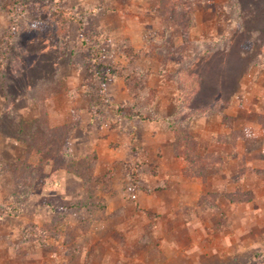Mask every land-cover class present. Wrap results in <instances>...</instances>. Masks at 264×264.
I'll return each mask as SVG.
<instances>
[{
	"label": "rangeland",
	"instance_id": "obj_1",
	"mask_svg": "<svg viewBox=\"0 0 264 264\" xmlns=\"http://www.w3.org/2000/svg\"><path fill=\"white\" fill-rule=\"evenodd\" d=\"M13 2L0 0V58L14 22L24 54L14 48L0 73V264H263L264 0H241L243 28L233 0H197L176 12L184 23L172 20L173 0H63L83 29L51 0L20 14ZM223 38L229 52L205 50ZM97 45L120 72H96ZM184 86L199 87L194 100ZM134 94L150 119L121 111ZM186 100L197 109L177 124L195 141L188 162L167 123ZM45 121L66 129L72 169L34 146Z\"/></svg>",
	"mask_w": 264,
	"mask_h": 264
},
{
	"label": "trees",
	"instance_id": "obj_2",
	"mask_svg": "<svg viewBox=\"0 0 264 264\" xmlns=\"http://www.w3.org/2000/svg\"><path fill=\"white\" fill-rule=\"evenodd\" d=\"M62 1L63 0H51V4H50V8L52 9V11L54 12V14H56L59 18H61L62 20L66 21H75V22H79L81 25V29H83V26H85V19H83V17H78L73 15L70 11H67L65 9H63L62 7ZM174 3L170 6L171 8L168 9L169 13L172 16V20L173 21H178V22H185L184 18L182 17V19L179 17V19L176 18L177 14L176 12H185L188 9L192 10L194 4H196L197 0H194L192 3L190 4H185L182 2H177V0H173ZM28 0H14V2L11 4V9L16 12V14H20L28 5ZM232 8H234V12L235 14V19L237 20V22H240L242 24L241 28H243L245 25V20L243 19V13L245 12V8L243 6V4H241V0H233L232 3ZM61 17H60V16ZM187 26L188 29L190 27L189 22V17L191 14H189V12H187ZM3 45H2V50H3V54H2V58H0V73L2 74V68L4 66L5 60L7 58V56L9 54L12 53L13 50H15L16 48H18L21 52V54H24V47H23V43H22V38L20 36L19 30L17 29V26L15 25V22L13 23V25L11 24V26L6 30V32H4V36H3ZM98 41L99 40H105L108 41V38L106 35L101 34V36L99 35L98 37ZM233 42V40H230V38H223L220 39L219 41H213L211 42V48H207L205 49L206 51L210 52H217L219 50H224V48H226L225 50H228V52L230 51V43ZM17 46V47H15ZM203 47V46H202ZM201 47V48H202ZM15 48V49H14ZM200 48V52H202ZM123 52L126 51V55L129 56V58H131L133 61H136V54L132 51V46L128 45V44H124V46L122 47ZM191 51V50H189ZM192 52V51H191ZM191 52H187L188 53V58H190L191 56ZM182 54V53H181ZM184 55V54H183ZM198 55H200V53H198ZM102 57V49L99 47V45H97L96 47H93L92 49V54H91V59H92V63L95 66L96 72H98L99 74H104L105 70L109 68L110 72L112 73H117L120 72L118 71V69L116 70V66H113L112 64L109 65L105 62H101L100 59ZM198 58V56H196V59ZM196 61H194L195 63ZM192 62L190 63L189 60L186 61L185 63V67L184 70L190 75L193 76L194 74L191 73L189 70H191L192 67ZM144 72L146 73V71H144L141 67L140 70L138 72L134 71L133 74H130L131 76L127 77L126 83L131 87V83L130 81L132 80H137L139 79V77L143 76L144 77ZM163 72H167V70L164 68ZM127 74V73H126ZM181 74V73H180ZM181 76V75H179ZM201 78V77H200ZM180 80L181 77H180ZM218 85H221L220 83H218ZM132 88V87H131ZM185 86L183 87V93L184 94H189V95H193L192 100L195 99V96H197L198 94V90L199 87L195 89V91L191 92L188 91L187 88H185ZM220 88V87H219ZM5 91V90H4ZM133 93V91H132ZM217 93H222V89H219V91H217ZM134 97L136 98V100L134 101V103H132L129 107H126L124 109H121V111H125V114L130 117V118H140L141 120H148L150 119V115L148 114V107L146 105H142L140 104V100L142 98H144L143 96H138L137 94H134ZM186 103H184L183 105L179 104V106L176 108V111L174 112V114L169 117L167 119V123L169 128L174 131V134H176V142H175V146H176V154L177 156H183L187 162H188V157H186V155L182 152L184 150V148L187 151H192L193 146H194V138L190 137L188 134V131H183L181 130L182 128L178 127V122L181 120V118L186 115L188 113V110H197L194 109V107L191 105V100H186ZM208 108V107H207ZM211 108V107H210ZM213 108V107H212ZM200 110H204L206 111V108L200 109ZM186 120V118L184 119ZM183 120V121H184ZM42 129H44L43 132V136L36 139L37 141L35 142L36 144H34L35 147H37L40 151L45 152L47 150L52 149L54 154L63 158V159H67L69 160L68 162H70V164H68V167L71 166V153L69 152L68 148L66 149L63 143V140L65 139V134L66 129H60V128H51L48 126L47 122H43V125L41 127ZM190 161V160H189ZM25 165H28L27 162H23ZM126 170H127V174L128 177H130V181L132 185H135L138 183V177H139V163L137 161H133V162H128L125 164ZM71 169L73 168L72 166L70 167ZM74 173L76 174H80L78 170L74 169L73 170ZM19 210V202L16 201L13 205H9L7 212L10 215H16V213ZM262 256V262L264 264V255L261 254Z\"/></svg>",
	"mask_w": 264,
	"mask_h": 264
},
{
	"label": "crops",
	"instance_id": "obj_3",
	"mask_svg": "<svg viewBox=\"0 0 264 264\" xmlns=\"http://www.w3.org/2000/svg\"><path fill=\"white\" fill-rule=\"evenodd\" d=\"M97 148H98L97 146H96L95 148L91 147V148H90V151H93V150H95V149H97ZM101 154H102V153H101ZM101 154H100V158H99L100 160H99L98 165H102V162H101ZM114 157H115L114 155L111 157V161L114 160ZM109 162H110V161H107V162H105V163L107 164V163H109Z\"/></svg>",
	"mask_w": 264,
	"mask_h": 264
}]
</instances>
